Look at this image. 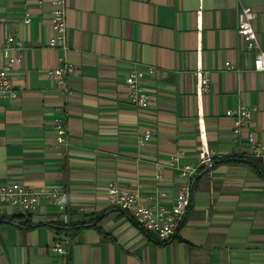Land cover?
<instances>
[{
	"label": "crops",
	"instance_id": "obj_1",
	"mask_svg": "<svg viewBox=\"0 0 264 264\" xmlns=\"http://www.w3.org/2000/svg\"><path fill=\"white\" fill-rule=\"evenodd\" d=\"M244 7L256 14L264 50V0H67L63 55L49 47L50 0H0V47L11 36L22 46L9 74L14 96L0 97V183L56 188L66 200L65 210L43 202L27 226L6 221L16 216L7 208L0 264L55 263L62 238L70 264H264V160L251 150L264 143V71L254 69L257 51L238 33ZM61 56L75 67L65 85L50 77ZM135 68L145 72L147 109L128 100ZM199 70L209 79L206 92ZM239 107L252 117L235 134L226 112ZM58 121L67 130L64 146ZM146 130L153 137L141 143ZM202 145L214 166L193 182L172 240L158 241L109 206L115 181L143 204L171 210L187 183L171 159L197 165ZM84 221L89 226L71 228Z\"/></svg>",
	"mask_w": 264,
	"mask_h": 264
},
{
	"label": "built area",
	"instance_id": "obj_2",
	"mask_svg": "<svg viewBox=\"0 0 264 264\" xmlns=\"http://www.w3.org/2000/svg\"><path fill=\"white\" fill-rule=\"evenodd\" d=\"M42 2L43 0H39V3ZM50 3L52 8L50 22L53 36L49 41V47L62 51L64 55L69 50L67 0H50ZM255 18L256 14L252 8H242L239 15L238 33L245 42L247 50L257 51L254 69L264 71V50L260 46L253 26ZM24 21L26 24L31 22L30 14L25 15ZM8 44L6 47H0V97L14 96L9 74L12 68L20 62V57L15 52L22 50L21 44L13 36L8 38ZM59 61L60 66L50 72V77L58 80L61 85H65L68 76L74 73L75 67L66 63L64 56H61ZM225 65L227 68L232 67L230 63ZM154 72V69L148 70L150 74ZM144 75L143 70L135 68L126 79L129 103L139 109H147L151 105L150 95L141 86ZM196 76L199 79L201 90L206 92L209 79L204 76L202 70L197 71ZM226 115L234 119V133L239 134L251 119L252 111L245 107H239L235 110H227ZM55 134L58 145L67 144V130L63 122L58 121L56 123ZM152 137V132L146 130L139 141L145 143L150 141ZM251 150L254 158L264 160V143H252ZM170 165L178 170L180 176L187 181L180 188L178 198L171 210L160 205L143 204L138 194L121 190L115 181H110L107 188L109 206L127 214L141 230L155 234L160 242H168L177 235L192 204L193 182L203 171L206 173L212 171L214 158L208 147L202 145L197 165H180L179 156L172 157ZM160 178L161 171L158 170L156 179L160 180ZM43 202H47L60 210L66 209L65 194L59 189L48 188L34 191L19 183H0V219L6 215L7 208H10L16 215L28 216L35 212ZM67 243L62 238L54 245L53 250L60 257V260L52 264H70L69 253L66 249Z\"/></svg>",
	"mask_w": 264,
	"mask_h": 264
},
{
	"label": "trees",
	"instance_id": "obj_3",
	"mask_svg": "<svg viewBox=\"0 0 264 264\" xmlns=\"http://www.w3.org/2000/svg\"><path fill=\"white\" fill-rule=\"evenodd\" d=\"M228 161H230V159L221 160V161H219V162L221 163V162H228ZM250 162H252V163H256L255 159H251ZM215 164H217V162H215ZM100 218H101V216H99V217L96 218V224L98 223V221L100 220ZM5 220H6V218L3 217L2 219H0V223L3 222V221H5ZM6 221H9V222H11V223H12V222H18V221H21V222L23 221V222L21 223V225H24V226L30 225V223H31V219H30V217L22 216V215L12 216V217L8 218ZM52 225H54V224H52ZM55 226H56L58 229L61 228L60 224H55ZM85 226H89V224H87V223L84 221V222H82V224H74V225H72L71 228H72V229H77V228H81V227H85Z\"/></svg>",
	"mask_w": 264,
	"mask_h": 264
}]
</instances>
